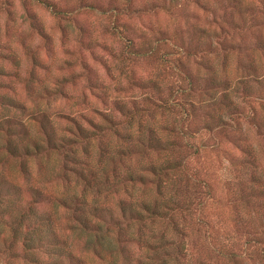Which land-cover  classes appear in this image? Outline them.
Segmentation results:
<instances>
[{
    "label": "clouds",
    "instance_id": "9594fccd",
    "mask_svg": "<svg viewBox=\"0 0 264 264\" xmlns=\"http://www.w3.org/2000/svg\"><path fill=\"white\" fill-rule=\"evenodd\" d=\"M0 44V264H264V0H0Z\"/></svg>",
    "mask_w": 264,
    "mask_h": 264
},
{
    "label": "trees",
    "instance_id": "16d2710c",
    "mask_svg": "<svg viewBox=\"0 0 264 264\" xmlns=\"http://www.w3.org/2000/svg\"><path fill=\"white\" fill-rule=\"evenodd\" d=\"M9 191L10 190L7 189L5 186L0 185V198L7 196L9 194ZM35 239L39 240L41 243L44 242V238H43V236L41 234H37ZM49 243L51 244L52 242L49 241Z\"/></svg>",
    "mask_w": 264,
    "mask_h": 264
},
{
    "label": "rangeland",
    "instance_id": "374dc122",
    "mask_svg": "<svg viewBox=\"0 0 264 264\" xmlns=\"http://www.w3.org/2000/svg\"><path fill=\"white\" fill-rule=\"evenodd\" d=\"M33 20H34V18H33ZM33 26L37 27V28L39 27V25L36 24L35 22H34ZM5 50H6L5 46L3 44H0V59H12V60H14L13 57L5 55ZM0 86H2V85H0ZM8 102L10 103V101H8Z\"/></svg>",
    "mask_w": 264,
    "mask_h": 264
}]
</instances>
